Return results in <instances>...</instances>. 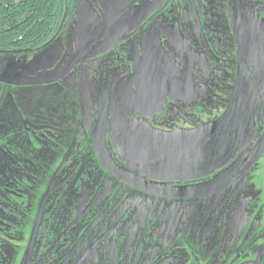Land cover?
Returning <instances> with one entry per match:
<instances>
[{"label":"flooded vegetation","instance_id":"af4514ba","mask_svg":"<svg viewBox=\"0 0 264 264\" xmlns=\"http://www.w3.org/2000/svg\"><path fill=\"white\" fill-rule=\"evenodd\" d=\"M34 1L0 0V55L49 74L0 79L21 92L0 104V264H264V0H106L101 29L63 32L76 0L26 44ZM72 73L71 97L21 91ZM231 200L216 257L175 252L187 202Z\"/></svg>","mask_w":264,"mask_h":264},{"label":"rangeland","instance_id":"374dc122","mask_svg":"<svg viewBox=\"0 0 264 264\" xmlns=\"http://www.w3.org/2000/svg\"><path fill=\"white\" fill-rule=\"evenodd\" d=\"M139 9H141V6L139 7ZM112 13H115L114 6L111 3V6L109 7L106 0H79V3L75 10V15L68 20V24L64 27L63 32H72L75 30H83L85 32L91 30L96 31L97 29L102 28H98L101 20L107 22ZM104 16L107 18H103ZM63 44L64 46H66V43ZM55 55L56 62L60 63L62 61L63 51L61 52V54ZM21 60L22 61H19L18 65H16V55L1 54L0 62H2L3 64L0 63V79L3 80V78H11L16 80V68L20 72H18V74H20L17 79L18 81H32L33 79L43 80L46 78V76L49 75H47V73L41 75L35 74V72H40L41 70L45 69L44 66L40 65L41 63L39 60L32 63L27 62L24 58ZM42 61H45V58H43ZM74 74L76 73H72L69 79H66L67 81L65 82L64 87H60L61 84L57 83H53L54 85L50 84L51 86L32 84L31 86H27L25 89L22 87L21 91L22 93H26V95H32L36 99H42L51 98L53 97V95L56 96L59 94H66L64 92V90H66L68 93V97H71L72 95L77 94L78 91V80L77 77L74 78ZM29 76H31V79L28 78ZM79 86L81 89L84 88L85 77L83 79V82ZM82 91L84 93V90ZM16 93H21L20 91L16 92V85L5 86L4 84L0 83V104H2V100L5 99L7 95H10V98L13 100L12 106H14L13 108H16ZM152 200L154 201V199ZM150 201L151 199H149V203ZM187 204L190 206L188 212L186 213L184 211H181L180 215L178 216L180 219V233L182 235L178 239L169 241V243L172 244V246H175V252H181L182 255H188L189 250L191 249V257H216V255L221 251L220 247L223 243V234L226 231L227 222L229 223L237 220L236 207L238 206V202L236 200H231V202L228 204H226L225 202L224 205L227 206L225 208V210L227 209V213L225 212L223 214V210L218 215L210 214L207 216V211L205 210V208L208 206L207 202L205 204L202 202V205H204L205 208H201V213L200 211L196 213V209L199 207V202H187ZM161 207H163V212L168 210V207L166 206ZM193 207L194 209L191 212ZM155 212L156 210H149V217ZM229 213H231L230 216H228ZM207 219L210 221L206 224L203 223ZM212 222L213 225L211 226ZM147 240L148 242L146 243L149 244L148 246H151L153 240L151 238H148ZM167 244L168 243H166V245ZM172 246H169L171 251L173 248ZM224 251L225 254L227 252H230L228 248H225ZM234 252H237L236 247H234Z\"/></svg>","mask_w":264,"mask_h":264},{"label":"trees","instance_id":"16d2710c","mask_svg":"<svg viewBox=\"0 0 264 264\" xmlns=\"http://www.w3.org/2000/svg\"><path fill=\"white\" fill-rule=\"evenodd\" d=\"M76 0H36L33 4L21 5L17 8L16 18L19 20L29 16L32 23V31L25 38L26 44L41 42L49 37L51 32L55 31L61 22L65 9L72 10L75 7ZM37 32L38 36L33 33Z\"/></svg>","mask_w":264,"mask_h":264}]
</instances>
